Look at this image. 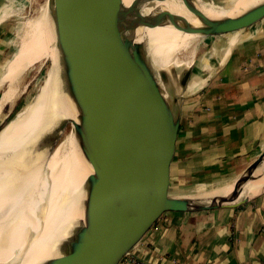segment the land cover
<instances>
[{"label": "water", "instance_id": "water-1", "mask_svg": "<svg viewBox=\"0 0 264 264\" xmlns=\"http://www.w3.org/2000/svg\"><path fill=\"white\" fill-rule=\"evenodd\" d=\"M151 1L165 0H132L125 9L120 0L42 4L54 28L59 74L77 115L76 143L91 168L81 222L48 264H124L165 214L236 209L258 197L238 200L248 183L263 176L256 172L264 166V151L229 179L232 188L225 196L198 200L170 193L182 96L165 91L174 68L155 76L140 58L135 29L170 26L203 41L233 38L264 20V4L235 20L182 28L169 11L143 15L142 4ZM181 2L199 16L194 0ZM191 71L190 66L181 73L183 91ZM69 123L63 121L60 129Z\"/></svg>", "mask_w": 264, "mask_h": 264}, {"label": "bare ground", "instance_id": "bare-ground-1", "mask_svg": "<svg viewBox=\"0 0 264 264\" xmlns=\"http://www.w3.org/2000/svg\"><path fill=\"white\" fill-rule=\"evenodd\" d=\"M131 1L120 0L118 6L125 9ZM262 4L264 0H224L221 4L194 0L192 6L199 16L181 0L145 2L140 10L143 15L166 10L180 27L200 28L207 22L235 20ZM28 27L16 70L11 68L0 85L5 87L0 100L6 102L20 76L36 64L50 58L54 66L37 103L22 110L0 132V264H48L58 257L64 242L81 222L86 179L91 174L76 143L73 123L77 115L59 74L54 28L46 4L39 7ZM135 37L140 58L149 62L155 76L169 74L171 68L178 67L176 56L188 51L196 38L170 26L143 24L135 29ZM65 120L72 123L64 129L52 154L50 144L58 138L55 129ZM258 173L263 176L248 183L238 200L264 192V166ZM221 181L197 189L190 197L204 200L227 195L232 183Z\"/></svg>", "mask_w": 264, "mask_h": 264}, {"label": "crops", "instance_id": "crops-1", "mask_svg": "<svg viewBox=\"0 0 264 264\" xmlns=\"http://www.w3.org/2000/svg\"><path fill=\"white\" fill-rule=\"evenodd\" d=\"M17 1L0 0V12ZM205 43L189 81L206 63L212 73L188 82L180 103L173 196L228 181L236 163L247 167L264 151V20L233 38ZM212 49L221 50L209 58ZM9 60L0 62L6 61L0 76ZM124 264H264V194L236 209L167 213Z\"/></svg>", "mask_w": 264, "mask_h": 264}, {"label": "rangeland", "instance_id": "rangeland-1", "mask_svg": "<svg viewBox=\"0 0 264 264\" xmlns=\"http://www.w3.org/2000/svg\"><path fill=\"white\" fill-rule=\"evenodd\" d=\"M44 1L45 0H18L17 2L8 5L0 12V62L4 58L10 59L9 62H7L1 76L4 77L5 74L8 73L9 67L15 61H18V49L27 38L29 29L28 26L37 17L39 7L42 6ZM213 1L216 4H221L224 0ZM7 23H9L8 26ZM206 44L208 43H205V41H203L201 38H195L193 40L191 48L188 51L180 53L176 56L178 67H175V70L173 69V73L170 74V87L168 89L166 87L165 91L171 92L170 89H172L177 97H180V95H184L185 91H183L178 84L181 73L182 71L186 70V65L195 62L197 57L203 51L208 49ZM54 51L57 52L56 46L54 48ZM214 51L219 52L217 51V49H212L209 53H207V56L210 58L213 54L212 52ZM3 52L5 53V55H2ZM5 62L0 67H2ZM53 66L54 62L50 58L44 60L42 64H36L35 66L27 70L24 74H22V76H20L13 88L12 94L10 95L9 99L6 102L0 100V132L22 110H25L27 107H32L37 103L42 92L48 85V75ZM211 71V67L208 65V63H206V65L203 66V69L192 77L191 82L193 81L194 83L196 78L200 76H204V78L209 77V75H211L212 73ZM3 77L0 79V85L3 81ZM158 81L160 82V80ZM63 131L64 129L61 130L60 127L58 129H55V133L58 135V140L63 136ZM58 140L54 142V144H50L52 154L59 146L60 141ZM246 165L247 164L242 162L236 163L234 165V169L231 170L229 177L236 178L242 173Z\"/></svg>", "mask_w": 264, "mask_h": 264}]
</instances>
